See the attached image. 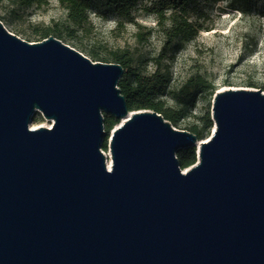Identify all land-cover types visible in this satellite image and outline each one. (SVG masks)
Segmentation results:
<instances>
[{"label":"water","instance_id":"95a60500","mask_svg":"<svg viewBox=\"0 0 264 264\" xmlns=\"http://www.w3.org/2000/svg\"><path fill=\"white\" fill-rule=\"evenodd\" d=\"M123 72L0 21V264H264V91L216 92L199 141L130 112Z\"/></svg>","mask_w":264,"mask_h":264},{"label":"rangeland","instance_id":"374dc122","mask_svg":"<svg viewBox=\"0 0 264 264\" xmlns=\"http://www.w3.org/2000/svg\"><path fill=\"white\" fill-rule=\"evenodd\" d=\"M46 1L41 6L21 8L14 0H0L1 22L8 32L30 43L36 42L32 35L38 29L49 26L61 29L65 37L62 43L91 61L95 60L91 55L103 58L93 62L113 63L105 59L114 52L126 50L133 59V69L144 75H152L157 69L165 71L170 79V91L178 90L196 75L210 81L216 88L215 93L227 89L262 90L264 0H191L188 19L198 28V33L179 49L165 48V37L156 18L140 6L132 12L133 22L119 27L118 20L103 0H93L88 12L90 24L69 36L66 11L60 0ZM162 99L168 106L179 108L170 95ZM211 106L212 99L197 100L194 106L187 108L185 118L174 128L188 131L192 125L201 127L199 118L207 111L210 113ZM107 117L114 119L103 113L105 128ZM119 124L120 121L112 129ZM51 126L52 121L45 120L39 113L29 124L30 129ZM110 132L106 131L107 137L101 146L108 158ZM211 133L212 129L209 137ZM186 170L182 169V172Z\"/></svg>","mask_w":264,"mask_h":264},{"label":"trees","instance_id":"16d2710c","mask_svg":"<svg viewBox=\"0 0 264 264\" xmlns=\"http://www.w3.org/2000/svg\"><path fill=\"white\" fill-rule=\"evenodd\" d=\"M21 8H31L47 3L46 0H14ZM191 0H103L105 7L118 20L117 26L122 27L126 23L133 22L132 12L140 6L145 12L153 15L165 37L166 49H179L186 42L193 40L198 28L188 19V9ZM221 0H214L220 2ZM241 0H233L237 2ZM93 0H60L62 8L66 11V27L71 36L76 29L84 28L90 24L88 12L93 6ZM2 21V19H0ZM62 30L51 26L38 29L32 36L36 42L53 36L62 41L65 37ZM95 60L101 61V57L91 55ZM123 67V75L118 82V88L125 97L128 110L155 111L175 127L186 116L188 107L195 105L199 99L211 100L215 94V86L196 75L190 77L178 90L170 91V79L165 71L157 69L152 75H144L132 66V57L128 51H117L111 57L105 59ZM264 91V82L261 85ZM171 96L178 109L168 106L162 98ZM39 118V117H38ZM201 127L192 125L188 132L196 135L199 141L209 137L213 128L211 114L207 111L199 118ZM106 131H111L118 121L107 117ZM181 169H186L196 162V149H183L176 154Z\"/></svg>","mask_w":264,"mask_h":264},{"label":"bare ground","instance_id":"6f19581e","mask_svg":"<svg viewBox=\"0 0 264 264\" xmlns=\"http://www.w3.org/2000/svg\"><path fill=\"white\" fill-rule=\"evenodd\" d=\"M107 167L110 169V165H111V160L110 158H108L109 156L107 155Z\"/></svg>","mask_w":264,"mask_h":264}]
</instances>
